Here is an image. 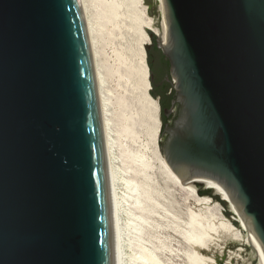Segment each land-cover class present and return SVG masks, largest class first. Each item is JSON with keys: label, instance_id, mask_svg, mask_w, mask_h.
<instances>
[{"label": "water", "instance_id": "obj_1", "mask_svg": "<svg viewBox=\"0 0 264 264\" xmlns=\"http://www.w3.org/2000/svg\"><path fill=\"white\" fill-rule=\"evenodd\" d=\"M163 1L180 106L161 152L219 182L264 250V0ZM0 264H117L81 0H0Z\"/></svg>", "mask_w": 264, "mask_h": 264}, {"label": "rangeland", "instance_id": "obj_2", "mask_svg": "<svg viewBox=\"0 0 264 264\" xmlns=\"http://www.w3.org/2000/svg\"><path fill=\"white\" fill-rule=\"evenodd\" d=\"M141 11H144L148 17H152V22L158 26L161 15L155 0H142ZM106 5L99 1H93L90 4L92 13H99L95 22L96 36L94 43V59L93 63L100 76V84L98 94L103 102V115L110 124V138L113 139L114 145L112 152L114 157V165L123 178L138 180L139 169H145L154 179L155 183L160 186L170 185L172 194V210L177 212L178 227H175L170 220L157 219L146 215L150 221V228L144 227L142 231H135V227H130L126 223V215L122 212V228L123 236L126 240H130L131 245L138 241H145L147 244L155 242L158 238L160 247L158 253L165 264H188L186 261V243L183 242L182 229L186 223V191L172 183H169L161 174L157 156L161 155V148L165 140L161 130L158 131L156 139L152 137L151 113L146 104V99L150 96V88H146L144 78L141 74V48L145 51L146 63V46L142 38H140L134 21L129 15L124 14L121 18L115 16L114 11H104ZM112 13H114V19ZM145 15V16H146ZM96 16V18H97ZM147 33H151L150 29H146ZM156 37V35H153ZM148 71V70H147ZM149 84V72L147 74ZM149 113V114H148ZM161 112L157 111L159 123ZM159 149V150H158ZM135 155H141L145 164L135 159ZM118 191L125 194L126 189L123 183H118ZM198 186V185H197ZM120 187V188H119ZM211 188L198 187L197 190L201 195L207 196L209 205L195 206L191 203L188 208H192L198 214V217H206V219L214 218L219 221L221 218L229 220L236 228L238 233L244 239L247 235L245 230L241 229V222L232 217L233 213L229 204L226 205L218 201L220 196ZM210 190L211 194L207 191ZM184 200V201H183ZM217 202V204H213ZM121 205L124 210H135V202L122 197ZM229 212V215L225 213ZM160 222V223H159ZM159 223L157 227L156 224ZM126 224V225H125ZM138 227V226H137ZM132 229V230H131ZM133 234V235H132ZM244 241H236L227 239L223 242H214L212 247L204 250L203 254L212 259L211 264H258L255 250ZM128 244V245H129ZM128 250V251H127ZM126 264L129 263L130 249L126 247Z\"/></svg>", "mask_w": 264, "mask_h": 264}, {"label": "bare ground", "instance_id": "obj_3", "mask_svg": "<svg viewBox=\"0 0 264 264\" xmlns=\"http://www.w3.org/2000/svg\"><path fill=\"white\" fill-rule=\"evenodd\" d=\"M93 1L98 0H81L83 13L85 17L86 27L88 31V36L90 40V47L92 53V60L94 59V39L96 36L95 22L98 19L99 13H92L90 10V4ZM106 5V9L109 13L114 11L115 16L123 17L124 14L129 15V18L134 21L136 25L138 34L146 44L150 39L149 34L146 29H150L154 34L159 37V44L163 47V41L167 37V25L164 17V1L155 0L158 5V10L161 15L159 25L156 26L152 22V17L144 15V11H141L139 7H142V0H99ZM112 13V15L114 14ZM97 16V18H96ZM114 17V15H113ZM118 18V17H117ZM117 18L114 17L116 20ZM151 40H149V43ZM148 43V45H149ZM141 74L144 78V83L146 88H150L148 84L147 74L148 66L145 63V51L141 48ZM94 64V63H93ZM95 78L97 88L99 89L100 76L94 66ZM176 82V80L174 79ZM98 101L100 107L101 123L104 136V143L107 155L110 184L112 191V201L114 210V220H115V234H116V256L117 264H126V258H128L126 253V247L130 249L129 253V263L127 264H165L158 253V248L160 247L157 237H155V242L152 241L151 244L145 243L141 240L133 245L129 244L130 240H126L123 236L122 228V212L126 215V223L132 228L135 227V231H142L144 227L150 228V221L147 219L146 215H151V217H156L157 219H164L166 221L170 220L175 227H178L177 212L172 210V198L170 195L173 193L168 186H160L155 183L154 179L150 174L147 173L145 169H139L138 180L123 178L117 171L114 165V156L112 152V146L114 145L113 139L110 137V124L103 115V102L98 94ZM146 104L148 106L149 112L151 113L152 137L156 139L158 131L160 130V123L157 118L158 106L156 100L153 97H148L146 99ZM149 114V113H148ZM159 150V149H158ZM162 153V152H161ZM135 159L142 162L143 165L145 161L141 155H135ZM157 160L159 162V168L162 176L172 185L184 189L186 191V223L185 227L182 229L183 242L186 243V261L188 264H211L212 259L203 254L204 250H208L212 247L211 244L217 245L214 242H223L227 239H233L236 241H244L243 243L250 244L255 250L256 257L258 259V264H264V250L259 242L256 235L251 230L250 226L245 220L242 219L240 212L236 208L231 196L225 190V188L216 180L204 177V176H193L189 179L188 183H185L169 166L164 158V155H158ZM123 183L126 193L120 194L118 191V183ZM198 183L202 185L203 188H211L215 193H217L222 200L229 204V207L234 216L241 222V229L245 230L247 235L242 239L241 235L238 233L237 228L229 222L227 219L221 218L216 221L213 217L209 220L206 217H198L196 211L192 208H188V204L192 202L195 206L209 205V199L207 196L201 195L198 188ZM120 186V185H119ZM120 188V187H119ZM173 195V194H172ZM122 197H127L135 202V210H124L121 205ZM184 201V200H183ZM172 202V204H171ZM214 205L217 202L213 203ZM146 214V215H145ZM160 223V222H159ZM159 223L156 226H159ZM126 225V224H125ZM138 226V227H137ZM132 230V229H131ZM133 235V234H132ZM129 244V245H128ZM128 251V250H127Z\"/></svg>", "mask_w": 264, "mask_h": 264}, {"label": "flooded vegetation", "instance_id": "obj_4", "mask_svg": "<svg viewBox=\"0 0 264 264\" xmlns=\"http://www.w3.org/2000/svg\"><path fill=\"white\" fill-rule=\"evenodd\" d=\"M146 64L149 72V84L152 96L156 100L158 111L161 112L160 124L171 126L177 117L179 102L176 99V82L171 73V63L157 37L147 47ZM162 135H165L162 133ZM166 137V135H165Z\"/></svg>", "mask_w": 264, "mask_h": 264}, {"label": "trees", "instance_id": "obj_5", "mask_svg": "<svg viewBox=\"0 0 264 264\" xmlns=\"http://www.w3.org/2000/svg\"><path fill=\"white\" fill-rule=\"evenodd\" d=\"M150 93L152 94V90H151V89H150ZM160 127H161V130H162L163 125L160 124ZM159 132H160V130H159ZM207 193H208V194H211L210 190H208ZM215 198L218 199V201H219L220 203H222L224 206L226 205V203H225L224 200H221V199L217 198L216 196H215ZM225 213H226L227 215H229V212H227L226 210H225Z\"/></svg>", "mask_w": 264, "mask_h": 264}]
</instances>
